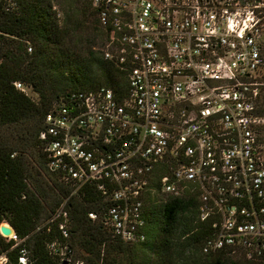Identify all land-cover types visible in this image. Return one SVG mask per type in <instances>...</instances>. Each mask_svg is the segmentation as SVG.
<instances>
[{
    "label": "built area",
    "instance_id": "built-area-1",
    "mask_svg": "<svg viewBox=\"0 0 264 264\" xmlns=\"http://www.w3.org/2000/svg\"><path fill=\"white\" fill-rule=\"evenodd\" d=\"M91 5L114 40L103 58L125 86L120 94L105 85L71 92L45 116L39 139L48 170L70 196L94 187L108 202L104 225L125 244L146 239L147 193L193 197L202 254L264 262V0ZM59 215L66 221L62 205ZM0 235L13 247L23 240ZM48 248L68 264L66 242ZM18 253L25 264L26 250Z\"/></svg>",
    "mask_w": 264,
    "mask_h": 264
},
{
    "label": "trees",
    "instance_id": "trees-1",
    "mask_svg": "<svg viewBox=\"0 0 264 264\" xmlns=\"http://www.w3.org/2000/svg\"><path fill=\"white\" fill-rule=\"evenodd\" d=\"M57 1L0 0V128L26 123L25 144L30 139L37 152L33 167L26 161L25 150L0 143V224L8 223L23 239L13 247L12 240L0 235V255L7 257L6 264H20V248L27 252L25 264H62L48 248L53 241L69 246L70 252L64 256L68 264H97L90 257H79L76 247L95 253L98 260L102 246L121 249L122 245H135L121 242L104 225L108 202L94 187L85 185L70 196L69 188L48 170L42 153L39 133L44 118L65 96L100 85L120 94L125 86L124 75L103 58L104 49L114 40L98 26L91 0ZM54 6L62 9V24ZM25 41L32 45L31 53H27ZM14 82L31 88L37 100L17 90ZM61 205L67 221L62 215L54 217ZM195 205L193 197L161 199L147 193L145 234L149 235L150 222L157 217L164 236L178 233L184 249L201 252L204 232L196 221ZM89 212L96 213V218L91 219ZM64 221L67 239L59 230ZM204 256L202 264H264L220 253Z\"/></svg>",
    "mask_w": 264,
    "mask_h": 264
},
{
    "label": "rangeland",
    "instance_id": "rangeland-1",
    "mask_svg": "<svg viewBox=\"0 0 264 264\" xmlns=\"http://www.w3.org/2000/svg\"><path fill=\"white\" fill-rule=\"evenodd\" d=\"M56 10L58 21L62 24V9L61 7L59 8V6H56ZM25 43L26 47H31L32 52V45L28 41H25ZM25 92L33 101L37 100V94H35L28 86H26ZM26 127L27 124L23 123L21 125L0 128V143L12 145L25 150L27 153L25 154L26 161L29 166L35 167L37 152L34 147L30 146V139L29 141L26 140L27 145L25 144L24 138L27 137ZM30 137L31 136L29 135V138ZM67 220L68 216L66 218V221ZM158 220L159 218L157 219L156 217L151 220L152 222H150V225L148 223L150 233L149 235L146 234V239L142 244L122 245L121 249H118L115 246H102L100 247V258L98 260H95V253L89 254L77 247L76 252L79 257H90L94 262H97V264H202V260L205 256L202 255L200 251L191 253L184 249L182 247V237H180L178 233L171 237L164 236L159 229Z\"/></svg>",
    "mask_w": 264,
    "mask_h": 264
},
{
    "label": "water",
    "instance_id": "water-1",
    "mask_svg": "<svg viewBox=\"0 0 264 264\" xmlns=\"http://www.w3.org/2000/svg\"><path fill=\"white\" fill-rule=\"evenodd\" d=\"M0 232L5 236H9L13 232V229L8 223H2L0 224Z\"/></svg>",
    "mask_w": 264,
    "mask_h": 264
}]
</instances>
